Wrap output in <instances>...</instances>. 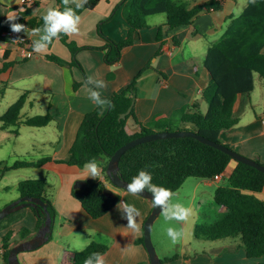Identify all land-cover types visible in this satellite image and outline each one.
I'll use <instances>...</instances> for the list:
<instances>
[{
    "label": "crops",
    "instance_id": "obj_1",
    "mask_svg": "<svg viewBox=\"0 0 264 264\" xmlns=\"http://www.w3.org/2000/svg\"><path fill=\"white\" fill-rule=\"evenodd\" d=\"M122 1L100 0L93 9L83 11L79 15V33L72 36L63 34L64 39L54 38L42 53L33 51L32 44L38 39V35L32 34L35 29L31 27L27 28L31 29L28 35L21 33L18 42L0 40V57L5 50H9L7 61H18L0 73V79L8 84L4 95L0 97V114L26 93L20 112L23 118L46 113L52 116L44 126H0L7 137L13 135L16 140L26 138L24 153L30 158L25 160L36 161L43 156H51L53 159L43 166L31 167L45 169L49 174L28 176V179L44 178L50 183L48 194L55 208L52 233L39 247L20 252L18 257L22 263L60 264L66 248L83 249L94 240L108 245V251L103 255L105 264H151L145 246L137 242L143 236L144 221L153 209L151 199L141 195L132 196L126 190L106 184L121 195L120 202L134 204L139 209L141 214L137 217V223L140 228L133 233L124 228L127 220L122 218L117 205L103 216L93 218L71 193L75 182L83 178L86 170L64 161L70 157V149L86 113L98 108L89 99L84 80L88 77L104 80L107 87L99 91L103 96H110L122 91L142 71L136 81L135 114L137 120L143 123L176 117L178 109L193 107L196 103L197 109L205 112L207 103L202 97V90L209 79L202 63L203 56L208 47L223 35L230 16L239 14L249 0H224L222 8L203 9L191 23L177 28H169L164 16L153 17L146 28L137 31V40L123 50L116 63L110 65L104 59L105 50L86 46L105 44L104 37L98 31L100 24L101 30L115 40L128 34L129 25L124 17ZM204 1L206 0H194L191 5ZM35 3L37 4L32 5L33 1L0 0V17L14 18L20 10L27 7L32 9L28 18L43 16L50 8L61 11L57 0H36ZM68 4L75 5L71 0ZM159 29L161 41L157 39ZM24 40L25 45H21ZM68 43L78 47L75 54ZM262 51L264 52V47ZM48 55H56L65 63L51 60ZM25 57L27 58L24 59ZM73 58L78 61L82 70L70 64ZM253 76V90L239 94L235 102L233 116L237 120L236 124L221 131L220 139L241 154L264 163V78L258 72H254ZM75 82L80 83L76 88ZM128 124L134 127L135 119L128 118ZM234 167L235 163L230 162L224 176L227 177ZM99 176L102 177L101 171ZM220 181L222 179H204L205 184ZM256 195L264 200V187ZM202 199L201 197L200 203ZM213 203L212 219L216 217V213L222 212L215 201ZM198 221L200 220L194 221L193 232ZM36 224L37 218L28 208L25 215L13 225L26 227L30 231L25 238L28 239L38 230ZM182 226L185 233L187 224L182 223ZM8 229L6 227L0 230V246L2 236ZM156 238L159 243H168L166 226L159 225ZM185 239L183 236L180 257L170 264H249L256 260L264 261V256L259 259L248 258L238 238H232L228 243L221 241L222 239L204 240L197 248L190 240ZM164 251V257L172 255L167 254L169 249ZM2 263L0 248V264Z\"/></svg>",
    "mask_w": 264,
    "mask_h": 264
},
{
    "label": "trees",
    "instance_id": "obj_2",
    "mask_svg": "<svg viewBox=\"0 0 264 264\" xmlns=\"http://www.w3.org/2000/svg\"><path fill=\"white\" fill-rule=\"evenodd\" d=\"M35 1L33 0L32 5L37 4ZM99 1L87 0L81 8H76V5H65L63 0H57V3L61 11H64L66 7L72 8L79 16L83 11L93 9ZM223 1L206 0L201 4L191 5L192 2L188 0H123L124 17L129 25L128 34L124 38L115 40L101 30L100 24L98 31L104 37L105 44L86 47L105 50L104 59L106 63L112 65L119 60L123 50L137 40L139 36L137 31L148 26V17L164 13L168 27L177 28L191 23L203 9L222 8ZM26 2L28 3L27 0ZM31 11L32 9L27 7L20 10L14 18L0 17V40H11V22L24 24L26 29L28 27L42 28V16L28 18ZM59 37L64 39L63 33ZM157 39L162 40L161 29L158 31ZM21 45H25V40ZM68 46L75 54L78 47L69 43ZM263 47L264 0H255V3L249 0L239 14L230 16L223 35L208 47L203 56L202 63L209 79L207 86L202 90V97L207 103L205 112L198 110L196 103L193 107L185 106L178 109L176 117L161 118L148 123L137 120L136 81L142 71L122 91L114 92L110 96L101 95L102 98L111 102V106L103 111L96 108L86 113L70 149V157L64 161L79 168H84V165L92 159L99 163L102 177L87 179L82 186H73L71 190L72 195L80 201L82 208L93 218H98L120 202L119 193L110 197L103 192V189L107 187L106 184H111L106 168L116 149L136 137L162 130H191L230 147L221 141L220 133L236 124L237 120L233 116L235 102L239 94L253 90L254 72H258L264 78ZM8 53L9 50H5L0 57L2 61L0 73L18 62L17 60L7 61ZM47 57L60 64L65 63L56 55ZM70 64L82 70L75 58ZM86 80L87 78L84 82ZM79 84L75 82V88ZM7 86L8 84L0 79V97L4 95ZM25 98L26 93H23L4 113L0 114L1 128L21 124L44 126L50 122L52 116L49 113L23 118L20 112ZM130 117L136 121L134 127L128 124ZM52 160L51 156H43L36 161L19 159L11 164L0 161V178L11 170L40 167ZM232 160L234 159L229 154L196 138L168 137L143 142L128 149L119 160V175L131 182L140 170H145L151 173L152 184L176 192L190 176L212 179L216 174H222L221 179L225 182L217 186L214 191L215 204L221 208L222 212L216 213L213 219L209 214L207 219L200 220L195 225L194 235L204 240L238 238L248 258L259 259L264 256V200L256 193L264 187V172L234 160L233 171L225 177L224 172ZM255 160L260 162L258 159ZM17 189L20 196L40 197L48 202L51 216L55 215V208L48 194L50 183L46 179L21 180L17 183ZM28 208L37 218L36 230L45 220V212L40 206L23 207L0 220V230L9 228L1 239L2 264H9L8 255L13 244L27 238L30 234L23 225H13L25 215ZM137 242L144 245V237H139ZM107 251V244L92 240L83 249L66 248L60 264H84L85 258L90 254L100 253L103 256ZM179 257L180 254L175 252L161 260L164 264H170ZM249 264H264V261L256 260Z\"/></svg>",
    "mask_w": 264,
    "mask_h": 264
},
{
    "label": "clouds",
    "instance_id": "obj_3",
    "mask_svg": "<svg viewBox=\"0 0 264 264\" xmlns=\"http://www.w3.org/2000/svg\"><path fill=\"white\" fill-rule=\"evenodd\" d=\"M71 2L75 3L76 8H81L87 3V0H71ZM252 2L255 3V0H252ZM63 3L68 5L69 0H63ZM42 19L43 27L32 30V34L38 35V39H35L32 44L33 51L36 53L44 52L53 39H58L61 33L68 36L79 33L78 26L81 18L76 15L72 8L66 7L64 11L50 8L42 16ZM10 29L16 34L28 33V29L21 23L11 22ZM85 87L88 88L89 99L102 111L111 106V102L106 98H102L99 91L107 87L104 80L88 77ZM84 168L86 171L81 180L87 179L89 176L97 179L100 175L101 169L95 159L88 161ZM151 181V173L140 170L126 185V191L132 196H140L147 190L151 194L152 206L161 210L165 221L187 222L192 215V210L182 203L173 202L172 198L176 194L172 190L154 185ZM116 207L122 218L127 220V225L124 228L133 233L139 231L140 225L137 223V217L141 214L139 209L134 204L127 202H120ZM167 235L173 243H176L183 238L184 233L183 230L169 227ZM84 264H105V260L100 253H92L85 258Z\"/></svg>",
    "mask_w": 264,
    "mask_h": 264
},
{
    "label": "rangeland",
    "instance_id": "obj_4",
    "mask_svg": "<svg viewBox=\"0 0 264 264\" xmlns=\"http://www.w3.org/2000/svg\"><path fill=\"white\" fill-rule=\"evenodd\" d=\"M191 1L192 0H188ZM164 16V13H158L155 15H152L148 17V21L150 22L153 17H160ZM258 91V90H256ZM26 147V138H22L20 140H16L13 135H10L9 137L5 136V133L3 130L0 129V161L6 162V163H13L15 160L19 159H26L30 158L29 155L24 153ZM20 151V152H19ZM232 163H235L234 160L231 161ZM263 164V163H262ZM47 171L45 169L41 168H17L14 170H11L7 172L2 178H0V210L4 208L6 205L16 201L20 198L19 191L17 189V183L21 180L28 179V176L34 177V175L38 174H46ZM49 174V173H48ZM225 180H222L220 182H211L210 184H205L204 179L190 176L186 178V180L183 182L182 186L174 192L176 195L173 196L172 201L173 202H179L182 203L185 207H188L192 210V215L190 219L187 222H176L172 224L173 222L169 223L168 221H165L162 212L158 216V219L155 221L154 226L151 231L152 240L156 247L157 253L161 258H164V250L167 248L169 249V253L167 254H173L178 253L182 251V239L179 240L176 243H173L171 239L169 238L168 243L161 242L159 243V240L156 238V232L159 227V225L166 226L168 229L169 227L176 228L178 230H183L182 223L187 224L184 237L185 240H190L195 247H199L204 241V239H198L195 237L194 232L192 231V226L194 224L195 219L198 220H205L207 219V216L212 213V207L213 205V198H214V191L217 186L223 184ZM112 185V184H111ZM113 186V185H112ZM196 193V195H194ZM203 198L200 203V198ZM199 222V221H198ZM228 243L230 240H232L231 237L222 238L221 241H224ZM207 241V240H206Z\"/></svg>",
    "mask_w": 264,
    "mask_h": 264
},
{
    "label": "water",
    "instance_id": "obj_5",
    "mask_svg": "<svg viewBox=\"0 0 264 264\" xmlns=\"http://www.w3.org/2000/svg\"><path fill=\"white\" fill-rule=\"evenodd\" d=\"M30 32H31V29H28V33ZM28 33L22 32L23 35H28ZM186 136L196 138L203 143H206L210 146L220 149L221 151L229 154L235 161H240L245 164L251 165L257 168L258 170L264 172V164L256 161L255 159L251 157L243 155L240 152L220 142L211 140L199 133H196L191 130H172V131L162 130V131H155L153 133H149L146 135L136 137L126 142L125 144L121 145L118 149H116V151L111 155L108 161V164H107V168H106V173L110 176L111 184L114 187L126 190V185L130 183L119 175V160L121 156L128 149L132 148L133 146L137 144L147 142L150 140L162 139V138H168V137H186ZM87 179H95V178L89 176ZM87 179L77 180L74 184V187L82 186L86 182ZM103 192L110 197L114 196L115 194V192L109 187H105L103 189ZM141 196L151 199V194L148 193L147 190L144 193H142ZM27 206L42 207L46 215L45 220L32 237L22 240L14 244L10 248L9 255H8L9 264H26V263H22L19 260L18 254L22 251L32 250V249L39 247L49 238V236L52 233L53 217L51 216L49 212L48 202L44 201L40 197L29 196V195L20 196L19 199L6 205L4 208L0 210V220L5 218L11 212H14L16 210H19ZM160 213H161V210L159 208L153 207V209L151 210V212L149 213V215L144 221V231H143L144 246L148 252L151 264H164L161 260V257L157 253V250L153 243L152 235H151L154 222Z\"/></svg>",
    "mask_w": 264,
    "mask_h": 264
},
{
    "label": "built area",
    "instance_id": "obj_6",
    "mask_svg": "<svg viewBox=\"0 0 264 264\" xmlns=\"http://www.w3.org/2000/svg\"><path fill=\"white\" fill-rule=\"evenodd\" d=\"M29 2L33 1V0H28ZM10 35H11V40L12 41H15V42H18L19 40H17V38H20V35L21 34H16V33H13V32H10ZM222 178V174H216L212 180H220Z\"/></svg>",
    "mask_w": 264,
    "mask_h": 264
}]
</instances>
